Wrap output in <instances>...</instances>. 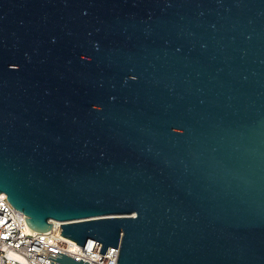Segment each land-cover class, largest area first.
Returning <instances> with one entry per match:
<instances>
[{"label":"water","instance_id":"water-1","mask_svg":"<svg viewBox=\"0 0 264 264\" xmlns=\"http://www.w3.org/2000/svg\"><path fill=\"white\" fill-rule=\"evenodd\" d=\"M0 193L117 264H264V0H0Z\"/></svg>","mask_w":264,"mask_h":264},{"label":"built area","instance_id":"built-area-1","mask_svg":"<svg viewBox=\"0 0 264 264\" xmlns=\"http://www.w3.org/2000/svg\"><path fill=\"white\" fill-rule=\"evenodd\" d=\"M27 216L15 209L5 193H0V264H50L66 254L89 264H117L119 248L108 247L103 254L71 241H62L51 235L30 231L25 225ZM59 252V253H57ZM54 259H50V258Z\"/></svg>","mask_w":264,"mask_h":264},{"label":"bare ground","instance_id":"bare-ground-1","mask_svg":"<svg viewBox=\"0 0 264 264\" xmlns=\"http://www.w3.org/2000/svg\"><path fill=\"white\" fill-rule=\"evenodd\" d=\"M52 223H57V222H55V221H52ZM52 223H51V224H52Z\"/></svg>","mask_w":264,"mask_h":264}]
</instances>
